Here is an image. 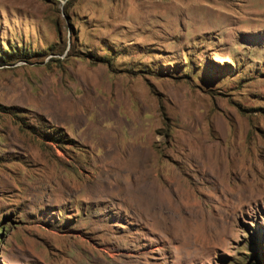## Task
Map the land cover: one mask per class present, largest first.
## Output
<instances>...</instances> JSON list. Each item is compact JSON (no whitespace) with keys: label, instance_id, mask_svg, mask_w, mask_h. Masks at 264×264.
<instances>
[{"label":"rangeland","instance_id":"rangeland-1","mask_svg":"<svg viewBox=\"0 0 264 264\" xmlns=\"http://www.w3.org/2000/svg\"><path fill=\"white\" fill-rule=\"evenodd\" d=\"M0 264H264V0H0Z\"/></svg>","mask_w":264,"mask_h":264},{"label":"bare ground","instance_id":"bare-ground-1","mask_svg":"<svg viewBox=\"0 0 264 264\" xmlns=\"http://www.w3.org/2000/svg\"><path fill=\"white\" fill-rule=\"evenodd\" d=\"M108 135H109V134H108ZM108 135L105 134V136H103L102 139H103V140H110V139L112 140V138L109 137L110 135H109V136H108ZM115 138H116V137H115ZM139 152H141V151H139ZM139 152H138V153H139ZM143 152H144V150H142V153H143ZM142 153H140V154H142ZM149 156H150V155H148V154H144V156H143V157H144L143 162H144L145 159L148 158ZM89 194H90V193H89ZM151 203H152V202H151Z\"/></svg>","mask_w":264,"mask_h":264}]
</instances>
